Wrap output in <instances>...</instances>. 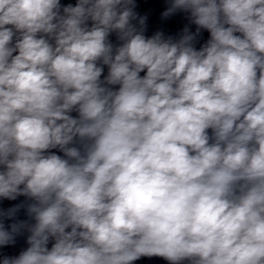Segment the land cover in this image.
Masks as SVG:
<instances>
[{"label":"clouds","instance_id":"clouds-1","mask_svg":"<svg viewBox=\"0 0 264 264\" xmlns=\"http://www.w3.org/2000/svg\"><path fill=\"white\" fill-rule=\"evenodd\" d=\"M153 257L264 264V0H0V264Z\"/></svg>","mask_w":264,"mask_h":264}]
</instances>
